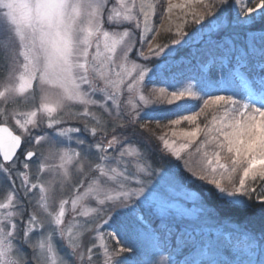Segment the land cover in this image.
<instances>
[{
	"label": "snow or ice",
	"instance_id": "snow-or-ice-1",
	"mask_svg": "<svg viewBox=\"0 0 264 264\" xmlns=\"http://www.w3.org/2000/svg\"><path fill=\"white\" fill-rule=\"evenodd\" d=\"M186 3L191 21L156 40L146 0H0V264H130L146 244L160 251L135 264L264 255V0ZM209 17L211 75H177L175 46ZM164 100L176 109L155 114ZM177 184L198 189L194 215L172 206Z\"/></svg>",
	"mask_w": 264,
	"mask_h": 264
},
{
	"label": "rangeland",
	"instance_id": "rangeland-1",
	"mask_svg": "<svg viewBox=\"0 0 264 264\" xmlns=\"http://www.w3.org/2000/svg\"><path fill=\"white\" fill-rule=\"evenodd\" d=\"M147 3H152L156 5V11L153 15V25L156 28V40H161L162 37L171 36L174 35L177 25L182 24L185 20L191 21V15H190V8L199 9V5L192 4L188 5L186 3V0H172V11L171 13L167 10V0H146ZM140 3V0H137V4ZM164 4L163 10L160 8V4ZM183 9V10H182ZM163 11V16L161 15ZM213 18L209 17L206 18L202 25L197 26H189L186 31L188 32V35L184 37L185 40H187L189 43L183 47L181 46H175L179 49V53L184 52L186 49L191 52L192 55H196L191 57V60H183L182 63H191L187 64L189 67L198 69L201 72L208 73L209 68L212 66L211 58L206 57L204 54L207 52L208 44L207 41L210 36H214L216 31H218V25H211L209 24V20ZM163 25V27H161ZM171 27V32L165 31L167 28ZM199 29V31H197ZM10 43L8 36L4 32H0V50H2L6 45ZM194 60V61H193ZM179 75L180 71L176 68L173 69ZM236 82L238 84L237 90L236 86L232 88L233 91H235L238 94V98L240 99H246L248 96L249 91L252 88V82L248 78H241L236 77ZM258 79V78H257ZM245 80H247V83H245ZM155 99V98H153ZM160 104L163 105V107H158L157 109H154V113L156 110L167 109L168 106H173L172 108H176L175 104L173 105H167L166 100L160 101ZM183 103V101L181 102ZM192 104L201 103V102H188ZM198 110V108L196 109ZM208 112H213L214 108L210 107ZM169 112H166L167 114ZM163 115V114H161ZM70 123H75V121H72ZM82 138L91 139L90 137H85L84 134H81ZM64 145L62 144L61 147ZM72 147H75V143L73 142ZM193 158L195 157V153L192 154ZM53 165H59L60 161L58 157H53L50 161ZM168 166V165H166ZM173 172L177 171V169L173 168ZM180 172H183V167L181 164V167L179 169ZM184 175H187V173H184ZM163 183V181H162ZM198 194V189L195 187V185H188L185 187H181L179 184L173 185L169 188V195L172 198V201L175 203L172 205L174 208H176L178 211L184 212L187 215H194L196 213V209L194 207H190L191 201L190 197L193 195ZM207 194V193H202ZM63 195V198H68L71 193H57V196ZM210 230L213 232L217 231L218 229L215 226L210 225ZM222 230V229H220ZM205 233L209 231V229L205 228L203 229ZM57 248L58 251H60L61 255H64L65 250L63 248V245L57 241ZM158 252L156 249H154L151 244L141 245L138 247V254L135 256L130 257V264H135L137 260H143L147 261L149 259L153 258V255L150 251ZM30 249H25V252L30 255ZM250 255V254H248ZM164 256H167L164 254ZM155 259H160V256L154 257ZM173 258V257H172Z\"/></svg>",
	"mask_w": 264,
	"mask_h": 264
},
{
	"label": "trees",
	"instance_id": "trees-1",
	"mask_svg": "<svg viewBox=\"0 0 264 264\" xmlns=\"http://www.w3.org/2000/svg\"><path fill=\"white\" fill-rule=\"evenodd\" d=\"M177 55L179 57H185L186 58V59H184L185 61L186 60H191V57L196 56V55H192L191 56V52H189L187 49L184 52L179 53ZM191 63H184L183 62L182 63L183 67L176 68L177 70L180 71L179 75L183 72V73L192 74V75L203 74V75H206V76H210L212 71H213V67L212 66L209 68V72L208 73L201 72V71H199L198 69H195V68L190 69L191 67H189V65H187V64H191ZM157 83H160V82L157 81ZM235 86H236V90H237L238 84L236 82V79L233 80L232 88H234ZM172 107L173 106H168L167 109L160 108L159 110L155 111V114L161 115V114H165L166 112L174 111L176 108H172ZM167 167L171 168V165H168ZM172 170H173V168H172ZM204 196L207 197V194H204ZM239 239L240 238H234L233 242L235 243ZM156 250L158 252L160 251L159 249H156ZM150 252L153 254V251H150ZM164 254L167 255V253H164ZM248 254H250V255H248ZM204 258L207 259V260H211V261H216V260L223 259V257L220 256L219 254L213 255V254H210L207 250H205V252H204ZM173 259H175V256H173ZM243 260H244V264H249V261H251V264H264V255H262V254H260L258 252L257 253H247L243 257ZM237 264H239V258L237 260Z\"/></svg>",
	"mask_w": 264,
	"mask_h": 264
},
{
	"label": "water",
	"instance_id": "water-1",
	"mask_svg": "<svg viewBox=\"0 0 264 264\" xmlns=\"http://www.w3.org/2000/svg\"><path fill=\"white\" fill-rule=\"evenodd\" d=\"M0 126H2V125H0Z\"/></svg>",
	"mask_w": 264,
	"mask_h": 264
}]
</instances>
